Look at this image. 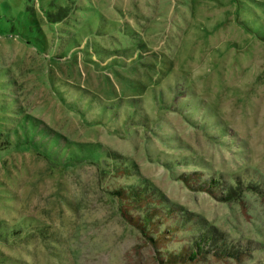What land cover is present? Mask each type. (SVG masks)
<instances>
[{
	"label": "rangeland",
	"instance_id": "rangeland-1",
	"mask_svg": "<svg viewBox=\"0 0 264 264\" xmlns=\"http://www.w3.org/2000/svg\"><path fill=\"white\" fill-rule=\"evenodd\" d=\"M0 133V264H264V0H0Z\"/></svg>",
	"mask_w": 264,
	"mask_h": 264
},
{
	"label": "trees",
	"instance_id": "trees-1",
	"mask_svg": "<svg viewBox=\"0 0 264 264\" xmlns=\"http://www.w3.org/2000/svg\"><path fill=\"white\" fill-rule=\"evenodd\" d=\"M0 137H2L1 133H0ZM2 147L3 148L8 147V144L6 143V141H4V142L2 141ZM206 183L208 184V187L205 185ZM216 184H217L216 181L208 180V181L203 182L202 186H199L197 190L206 191V192H209L212 194L214 191L211 188H214ZM113 194H115L118 198L125 199V200H130L132 197L133 199H136V201H142V200L146 201L145 198H142L141 195H139L138 191L135 193H132V194L129 193L128 195H126V193L121 194V192H119V191L113 192ZM230 197H231V193L227 194L224 198L221 197L220 200L223 202H227L230 200ZM155 212H156V214H155ZM165 214H160L157 211L152 210V213L150 215H153V217H156L157 220H162V218H163V216H165ZM144 221L147 224L152 222L151 218H149V217L145 218ZM136 225H138V227H141V228L145 227V224L143 226H141V223H138L137 219H136ZM166 231L168 233L167 235H169V234L171 235V231H174V229L167 228ZM213 238H214L213 236H211L209 238L201 236L199 241L196 242L195 246L191 250H186V252H181L178 255H170L169 259L166 262H164V264H175V262H186V263H188V262L196 261L200 255L202 247L205 244H208L211 240H213ZM149 240L152 241L151 238H149ZM176 264H178V263H176Z\"/></svg>",
	"mask_w": 264,
	"mask_h": 264
}]
</instances>
